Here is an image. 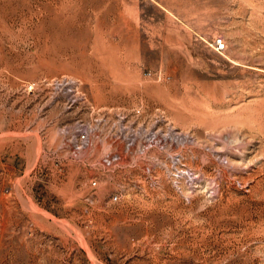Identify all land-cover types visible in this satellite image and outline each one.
Instances as JSON below:
<instances>
[{"label":"rangeland","instance_id":"1","mask_svg":"<svg viewBox=\"0 0 264 264\" xmlns=\"http://www.w3.org/2000/svg\"><path fill=\"white\" fill-rule=\"evenodd\" d=\"M0 264H264V0H0Z\"/></svg>","mask_w":264,"mask_h":264},{"label":"built area","instance_id":"2","mask_svg":"<svg viewBox=\"0 0 264 264\" xmlns=\"http://www.w3.org/2000/svg\"><path fill=\"white\" fill-rule=\"evenodd\" d=\"M214 48L217 50V51H221L225 48V42L223 40L222 37H217L215 40H214ZM79 138L84 140L85 138V133L84 132H80L79 133Z\"/></svg>","mask_w":264,"mask_h":264},{"label":"bare ground","instance_id":"3","mask_svg":"<svg viewBox=\"0 0 264 264\" xmlns=\"http://www.w3.org/2000/svg\"><path fill=\"white\" fill-rule=\"evenodd\" d=\"M42 215V214H41ZM46 218H48V219H51L52 220V217H50V216H46ZM54 220V219H53ZM52 222V221H51ZM54 225V224H53ZM95 262V261H94Z\"/></svg>","mask_w":264,"mask_h":264}]
</instances>
